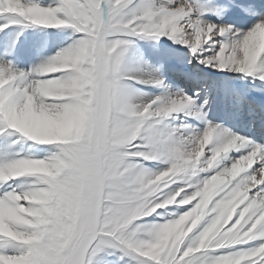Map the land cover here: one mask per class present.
Instances as JSON below:
<instances>
[{
  "label": "snow or ice",
  "instance_id": "snow-or-ice-1",
  "mask_svg": "<svg viewBox=\"0 0 264 264\" xmlns=\"http://www.w3.org/2000/svg\"><path fill=\"white\" fill-rule=\"evenodd\" d=\"M9 28L0 264H264V0H0ZM28 28L71 31L22 68ZM162 38L182 85L130 51Z\"/></svg>",
  "mask_w": 264,
  "mask_h": 264
},
{
  "label": "rangeland",
  "instance_id": "rangeland-1",
  "mask_svg": "<svg viewBox=\"0 0 264 264\" xmlns=\"http://www.w3.org/2000/svg\"><path fill=\"white\" fill-rule=\"evenodd\" d=\"M19 29L16 28H9L6 29L5 32L0 33V41L3 38V43L6 44V41L8 39V33H14L15 31H18ZM31 30V31H30ZM12 31V32H11ZM70 31L69 29H41V28H28L25 29L23 31L22 35L28 34L29 35V39H25V40H21L20 42L26 46V49H22L19 50V58L22 59L21 63L18 64L19 67L22 68H27L29 65L36 63L39 61V57L37 55V51H36V38L37 37H48V47L46 52L44 53V55L46 56H51L53 55L57 49L59 47L62 46V44L60 43V41H65V38L68 37L70 35ZM8 32V33H7ZM21 35V36H22ZM20 36V37H21ZM162 42H166V43H170V41H166L162 38V40H160ZM67 41H65L66 43ZM154 43L153 41H148V40H135L133 45H132V49H130V51H136L138 56H141L143 58V60L150 62V63H154L156 65V60H151V57H154L157 55V49L153 46ZM158 46H161V44L158 42ZM172 47V48H178V45H173V46H168ZM151 48H155L154 53H152ZM167 48V49H168ZM150 50V51H149ZM154 55V56H152ZM160 61L164 62V74L167 77V82L170 86H175L177 84H183V81L177 80V78L170 72L168 71V68L175 62L168 54L167 52L164 53L163 57H160ZM147 59V60H146ZM153 64V65H154ZM135 88L138 87V85H134ZM160 89H156L155 91H152V94H159ZM212 115L214 117H216V119H220L221 117V113L217 110L214 109ZM243 130L246 132H250L253 135H256L257 137H259L261 135V132L258 129H251L248 128L247 126L243 127ZM147 167L152 168V169H156L157 167H163V165H157L155 162L153 163H148ZM151 219V217L149 218ZM111 253V254H109ZM101 256L104 257L105 260V264H120V262L117 260V257L119 256V253H113L112 250H108L105 253H101Z\"/></svg>",
  "mask_w": 264,
  "mask_h": 264
},
{
  "label": "bare ground",
  "instance_id": "bare-ground-1",
  "mask_svg": "<svg viewBox=\"0 0 264 264\" xmlns=\"http://www.w3.org/2000/svg\"><path fill=\"white\" fill-rule=\"evenodd\" d=\"M31 31V30H30ZM12 32V31H11ZM8 33V32H7ZM12 34V33H11ZM29 34V33H28ZM28 34H25V35H22L20 38H19V40H18V42H17V48H18V51L19 50H22V49H26V46L28 45H26V46H24L20 41L21 40H25V39H27L28 37H29V35ZM8 35H9V33H8ZM29 39V38H28ZM162 40V39H161ZM4 41H3V38H2V40L0 41V48H2L3 46H5L6 44L5 43H3ZM159 43L161 44V46H158L157 45V47L159 48V51H157V52H155V53H157V55L155 56V58L154 57H151L150 59L151 60H156V64L158 63V62H160V57H163L164 56V53H166V49L168 48V46H173L172 44H170V43H164V42H162V41H159ZM151 50H152V53H154V51H155V48H151ZM150 51V50H149ZM152 56H154V55H152ZM19 60H21L22 61V59H20L19 58ZM147 60V59H146ZM21 61L19 62V63H21ZM152 64H154L153 62H152ZM155 65V64H154ZM142 88V86H140V85H138V87H137V89H141ZM155 91L156 89H154V88H148V87H143L142 88V91L143 92H145V93H147L149 96H151V95H153L152 94V91Z\"/></svg>",
  "mask_w": 264,
  "mask_h": 264
}]
</instances>
